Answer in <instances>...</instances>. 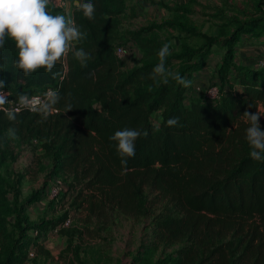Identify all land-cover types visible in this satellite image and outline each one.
I'll list each match as a JSON object with an SVG mask.
<instances>
[{
	"label": "trees",
	"instance_id": "16d2710c",
	"mask_svg": "<svg viewBox=\"0 0 264 264\" xmlns=\"http://www.w3.org/2000/svg\"><path fill=\"white\" fill-rule=\"evenodd\" d=\"M127 2L94 0L91 19L78 8L73 11L84 32L74 47L90 54L86 65L69 52L51 72L38 69L25 75L14 64L18 51L14 41L6 39L0 49V78L11 102L19 93L31 96L47 88L60 93L55 112L47 115L21 110L10 120L0 111V159L6 150L11 152L8 141L18 146L40 142L51 161L50 175L64 177L67 183L62 198L69 206L56 220L22 226V211L38 198L33 194L20 203L13 188L11 205L19 236L1 251L0 264L24 263L29 246L42 252L37 238L63 226L70 210L82 223L76 230L79 236L89 232L90 225L103 230L118 214L134 220L149 217L155 246H180L154 264H264V161L249 156L245 139L249 122L243 116L264 105V63L256 68L234 61L244 27H251L250 36H255L264 23H236L221 39L196 35L179 22L122 30V16H136ZM173 26L202 42L194 47L180 41L179 49L164 58L168 70L191 82L206 66L213 47L224 50L213 84L219 87L216 100L195 96L190 92L193 84L185 87L172 77L165 82L153 71L164 45L155 32ZM224 31L220 29L221 34ZM118 46L127 51L137 48L140 66L125 70L115 55ZM172 116L179 118L178 123L169 126L166 121ZM126 126L140 129L142 135L123 171L120 160L125 157L109 137ZM147 191L155 198L151 206ZM158 204L162 210L155 213ZM29 231L37 236L29 238ZM72 232L66 231L67 250Z\"/></svg>",
	"mask_w": 264,
	"mask_h": 264
},
{
	"label": "rangeland",
	"instance_id": "374dc122",
	"mask_svg": "<svg viewBox=\"0 0 264 264\" xmlns=\"http://www.w3.org/2000/svg\"><path fill=\"white\" fill-rule=\"evenodd\" d=\"M128 1L138 11L134 17L128 14L122 16V30H136L154 23L162 24L164 21L179 22L184 29H193L196 35L203 34L221 39L232 33L236 23H264V0H175L174 3L172 0L173 4H180L170 7L171 9L161 7L154 1H142L138 7L134 5L135 0ZM64 2L65 0H49V10L64 11L65 8L67 15L73 10V4L70 0V3L64 6ZM179 8L187 12L180 11ZM221 28L225 30L223 34L220 33ZM178 29L175 26L164 27L155 32L163 44L169 45V52L177 51L180 41L194 47L201 45L200 39L185 32L179 33ZM251 32L252 28L249 26L242 30L234 48V61L236 65L243 63L257 68L264 63V30L255 31V36H250L253 33ZM223 54L221 47H213L204 67L210 74L206 85L194 84L193 80L191 84L202 89L215 84ZM119 59L123 62L125 70L141 64V55L137 48L126 50L124 56ZM257 110L264 114V105L260 104ZM259 123L264 129V115L259 118ZM6 145L11 152L4 150L6 155L0 159V190L4 192V200H0V256L3 255L1 251L19 236L13 213L15 207L11 205L13 188L18 191L20 203H24L25 199L33 194L38 198L22 211V226L42 220H56L69 209L62 198L67 183L64 177L50 175L51 161L40 149L41 143L35 141L29 145L18 146L12 140ZM147 201L150 206L155 201L150 191H147ZM161 206L157 205L155 213L161 212ZM150 221L149 217L134 220L118 214L103 230L96 231L99 226L90 225V231L79 236L76 230L83 227L82 223L78 221L75 211L70 210L69 220L63 226L39 235L36 243L40 245L42 252L29 246L26 260L22 264H154L180 246H155L152 243ZM67 230L73 231L71 250L66 248L69 242ZM27 235L31 239L37 236L33 231H29Z\"/></svg>",
	"mask_w": 264,
	"mask_h": 264
},
{
	"label": "clouds",
	"instance_id": "9594fccd",
	"mask_svg": "<svg viewBox=\"0 0 264 264\" xmlns=\"http://www.w3.org/2000/svg\"><path fill=\"white\" fill-rule=\"evenodd\" d=\"M75 4L85 17L89 19L94 17L96 8L94 0H75ZM83 36L84 32L72 16L49 10V0H0V49L4 48L6 39L14 41L18 50L14 64L25 75L34 73L38 69L51 72L57 62L62 61L69 52L82 65H86L90 54L83 47H74ZM169 51L167 43L162 45L157 53L161 58L160 63L153 71L164 77L165 82L168 77H172L185 87L191 85L192 82L185 76L165 67L164 58ZM4 90L5 81L0 78V108L6 112L8 119L15 120L19 107H5L13 102L9 100ZM59 98L58 89L49 88L43 97L19 93L14 103L18 106H26L30 111L47 115L55 110ZM68 107L70 108V105ZM262 115L264 114L258 110L243 113L249 122L245 129L249 156L257 161H264V129L259 123ZM178 119L172 116L166 123L169 126L176 125ZM141 135L140 129L126 126L116 129L109 137L115 142L118 154L125 157L120 160L123 171H127L126 157L135 155L136 140Z\"/></svg>",
	"mask_w": 264,
	"mask_h": 264
},
{
	"label": "built area",
	"instance_id": "2783aa9c",
	"mask_svg": "<svg viewBox=\"0 0 264 264\" xmlns=\"http://www.w3.org/2000/svg\"><path fill=\"white\" fill-rule=\"evenodd\" d=\"M125 53H126V49L124 47H122V46H118L115 49V55L118 58H122ZM47 90H48V88L47 89H44V90L42 89L41 91L36 92L33 95H31V96H40V97H43V94ZM190 92H191V94H193L195 96L202 95L205 99H208L210 101H213V100H216L218 98V95H219V87L216 86V85H211V86L206 87L205 89H202L201 87H199L197 85H192ZM5 107H9V108H17V107H19V111H21V110H28V111H30L26 106H18L15 103H10L9 105H6ZM0 111L5 112L2 108H0ZM19 111H17V112H19ZM31 112H33V111H31ZM53 112H55V110L52 111L51 113H53Z\"/></svg>",
	"mask_w": 264,
	"mask_h": 264
},
{
	"label": "crops",
	"instance_id": "0c3cea01",
	"mask_svg": "<svg viewBox=\"0 0 264 264\" xmlns=\"http://www.w3.org/2000/svg\"><path fill=\"white\" fill-rule=\"evenodd\" d=\"M142 1H143V2L145 1V2H148V3H151V1H154V2L158 3L159 5L162 4L161 7H165V6H167V7H173V6L177 5V4H180V3L173 4L175 0H173V3H172V0H135L134 5H135L136 7H138V6H139L138 4H141ZM176 1L178 2V0H176ZM187 1H189V0H186V2H187ZM71 2H72V4H73V10H71V12L67 14V15H70V16H72L73 11L77 8V7H76V4H75V0H71ZM66 3H70V0H65V2H64L63 5L65 6ZM184 3H185V1H184ZM127 4H128L129 7H132V6H133V5H130V4H129V1L127 2ZM133 8H134L135 14H137L138 9H136L134 6H133ZM58 12L65 13L66 10H65V8H64V11H63V10H58ZM58 62H63V61H58ZM242 64H243V63H242ZM207 73H208V74H207ZM209 75H210V74H209V72L207 71V69L204 68L202 71L198 72V73L195 74V76L193 77V82H194V84L206 85V83H207V81H208L207 77H210Z\"/></svg>",
	"mask_w": 264,
	"mask_h": 264
}]
</instances>
